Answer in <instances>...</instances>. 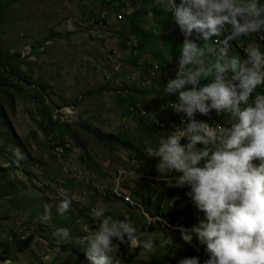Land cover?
Wrapping results in <instances>:
<instances>
[{
    "label": "rangeland",
    "instance_id": "obj_1",
    "mask_svg": "<svg viewBox=\"0 0 264 264\" xmlns=\"http://www.w3.org/2000/svg\"><path fill=\"white\" fill-rule=\"evenodd\" d=\"M1 13L0 48L22 58L14 64V85L0 84V123L6 124L3 132L0 128V264H92L86 245L62 243L53 233L66 228L73 240L90 235L99 223L93 216L98 209L113 219L127 218L156 238L154 252L142 248L131 263L113 247L116 264H177L194 256L192 248L201 246L195 237L186 244L174 226L198 223L192 219L198 210L186 189L156 182L158 158L147 156V148H155L160 136L174 128L160 126L164 120L158 97L168 102L159 74L163 50L158 48V56L150 49L154 56L143 59L138 45L144 39L138 33L165 37L174 22L172 12L155 0H17ZM169 33L179 34L176 44L184 36L179 27ZM134 37L137 43L129 44ZM252 38L230 40L229 54L245 60L239 44ZM38 47L37 53L23 57ZM178 50L175 45L173 51ZM172 74L174 79L176 71ZM135 103L148 111L145 117L130 112ZM56 110L59 123L50 119ZM223 115L228 122V114ZM93 131L131 141L144 158ZM134 195L159 210L135 204ZM61 196L73 199L63 215L56 211ZM173 197L177 199L168 209L163 200ZM44 203L52 209L47 223L40 222ZM167 211L180 213L170 217ZM149 216H155L150 225L157 226L147 225ZM26 239L19 250L17 241ZM164 239L169 243L161 248Z\"/></svg>",
    "mask_w": 264,
    "mask_h": 264
},
{
    "label": "clouds",
    "instance_id": "obj_2",
    "mask_svg": "<svg viewBox=\"0 0 264 264\" xmlns=\"http://www.w3.org/2000/svg\"><path fill=\"white\" fill-rule=\"evenodd\" d=\"M155 2L172 12L184 33L175 78L163 86L164 95H176L169 106L184 116L182 126L161 135L155 148H147V156L158 158L157 183L186 189L185 195L203 214L191 227L174 228L186 244L191 245L195 237L206 256L203 264H264V93L257 91L264 86V51L259 42L249 40L242 45L247 59L229 54L230 40L254 35L264 39V3ZM222 33L226 35L220 39ZM166 59L171 60V53H166ZM202 80L210 82L202 84ZM212 110L228 114L229 126L196 119V114L207 116ZM176 199L165 198L163 203L169 209ZM72 201L61 196L57 214L68 212ZM42 208L40 222L47 223L52 209L48 203ZM93 216L99 223L90 235L73 240L68 229L57 228L53 236L62 243L86 245L92 264H116L114 239L126 242L130 249L154 252L156 238L138 231L127 218L113 219L103 209L94 210ZM168 243L164 239L159 246ZM177 264L201 261L199 256H185Z\"/></svg>",
    "mask_w": 264,
    "mask_h": 264
},
{
    "label": "trees",
    "instance_id": "obj_3",
    "mask_svg": "<svg viewBox=\"0 0 264 264\" xmlns=\"http://www.w3.org/2000/svg\"><path fill=\"white\" fill-rule=\"evenodd\" d=\"M16 1L17 0H0V17L2 16L1 11L4 8V6L11 5V4L15 3ZM175 2L176 3H179V0H175ZM0 34H1V30H0ZM180 37H182L180 39L181 40L180 43L182 44V42L184 40V36L181 35ZM191 38L192 39H195V37H191ZM130 43L133 44L132 42H130ZM197 43L200 44L199 40H197ZM38 50H39V47L37 48V50L35 48H31V50H30V52L28 54L27 53H23V57L26 56V55H28V56L29 55H33V54L37 53ZM178 54L180 55L179 52H178ZM179 55L177 57L174 55V58L171 56V60H170L171 61V64L168 65V66L173 67V69L170 71L171 74H172L173 70L176 71V67L178 65ZM21 58H22L21 55H18V57L16 56V58H13V57L9 56L8 53L7 54L3 53L2 52V49L0 48V84L9 85V86L10 85H14L13 82H12V78H13V75L15 73V66H14V64H16V62L19 61ZM7 91L8 90H6L5 93H7ZM36 95H38V92L36 93ZM37 97L40 98L42 96H39L38 95ZM43 111L45 112V110H43ZM134 114H138V113H134ZM0 115H1V108H0ZM141 117H145V116H141ZM50 119H51L52 122H55V123H59V121H60V120H53L52 119V115H51ZM52 122H51V124H52ZM5 125L6 124L4 122H1L0 123V128H2L1 132H3V130L5 129ZM93 133H94V135L97 138H99L101 140L111 139L113 141H116V143H118V144L126 147L129 150H132V151L136 152L137 154L140 155V157L144 158V156H142V154L140 153L141 151L131 141H126V140L120 139L118 137L103 135V134L99 133L98 131H93ZM116 187H117V183H116V186L114 188H116ZM123 190H124V188H123ZM134 197L136 199H138V201H142L146 206H148V208H150V209H153L154 208L148 202L143 201V198L141 200H139V197H137L136 195H134ZM130 207H132V206H130ZM158 208H156V209H158ZM160 208H162V207H160ZM137 209H139V208H137ZM164 210H166V209H164ZM121 219H124V218H121ZM157 222L162 223L160 221H157ZM27 241H28L27 239L26 240H18L17 241V243H18V249L21 250L24 247V243H26ZM113 247L117 248V252L121 256V258L123 260H125L126 262H129V263L133 262L140 255L141 250H142V247L135 248V249L131 250L130 247H129V245L126 242H120V241L115 240V239L113 240ZM200 248H199L200 250L197 251V246H194L192 248V250H191L190 253L192 255H194V256H199L200 259H201L202 252H203V247H200ZM0 259L3 260L4 258H2L0 256ZM150 264H161V263L160 262L153 261Z\"/></svg>",
    "mask_w": 264,
    "mask_h": 264
},
{
    "label": "crops",
    "instance_id": "obj_4",
    "mask_svg": "<svg viewBox=\"0 0 264 264\" xmlns=\"http://www.w3.org/2000/svg\"><path fill=\"white\" fill-rule=\"evenodd\" d=\"M174 23H175V21L174 22L172 21V24L169 23L171 27L169 28L165 37H163L160 34L158 36H156L157 34H154V32L153 33H148V32L146 33L144 30H140L138 33V35L144 39L141 42V45H138L140 48L142 47V49L140 50V53H141V57L143 59L152 54L149 52L150 49H153V50L156 49L158 56H159V53L161 52V50H163L160 53V59H161V61H163V63H162L163 65L161 66V70H160L159 74H160V80H162L166 84H167V79H171L170 77L173 76L170 73V69H173V67H171V66L169 67V66L165 65V62H164V60L166 58V53H171V56L174 58V54H177V53H173V52H179V50L173 51L174 46L175 45L176 46L181 45L180 43L176 44V41H175L177 39V37L179 36V34H178V36H175L173 33H169V31L171 32L172 29H174V30H175V28L177 29L178 25H176V23L175 24ZM254 37H255V39H252V40H256L255 35H254ZM179 39H180V37H179ZM133 40L137 41V37L136 38L134 37ZM158 48H160V49L162 48V49L159 50ZM261 50L264 51V44H261ZM157 55L155 56V58H157ZM243 55H244V53H243ZM243 57L245 59H247V57H245V56H243ZM204 82H205V80H204ZM258 92L264 93V91H258ZM167 96L168 95H165V98H167V101L170 103L174 102L176 100V96L175 97L173 96L171 98H168ZM158 106H159L158 108L160 110L163 109L162 110V117H163L164 122L166 123V126L171 125V126H173V128L176 127L178 125V114L176 112H174V110L170 106L165 107V106H161L160 104H158ZM198 116H199L200 120H205L209 123H213V122H221V123L223 122L224 123L225 122L228 125L227 119L223 117L224 116L223 113L217 114L215 110H212L209 113V115H207V116L202 115L200 113H198Z\"/></svg>",
    "mask_w": 264,
    "mask_h": 264
},
{
    "label": "built area",
    "instance_id": "obj_5",
    "mask_svg": "<svg viewBox=\"0 0 264 264\" xmlns=\"http://www.w3.org/2000/svg\"><path fill=\"white\" fill-rule=\"evenodd\" d=\"M256 36V41L257 42H259L260 44H264V43H261V37L260 36H257V35H255ZM252 39H255V37L253 36V38ZM249 40H246V41H243L242 40V42H243V45L244 44H246L247 42H248ZM135 42H137L136 40H135ZM129 44H131V43H129ZM259 90H264V89H259ZM158 102H160L162 105H167V106H169L170 105V103H164L163 102V99H158ZM131 111V113H138L140 116H146L147 114H148V111L142 106V104L141 103H135V104H133V109L132 110H130ZM184 116V114L183 113H180L179 115H178V125H180V126H182L181 125V118ZM52 118H53V120H61V114L56 110V111H54V113L52 114ZM196 119H199V117H198V114H196ZM200 120V119H199ZM210 124H212V123H210ZM220 124H221V122H220ZM166 125V124H165ZM120 175H126V173H123V174H119V176ZM134 202H135V204H139L138 203V199H136L135 197H134ZM163 207V206H162ZM177 214H179V213H170V212H168V215L170 216V217H174L175 215H177ZM151 217H155V216H149V224H147L149 227H154V226H157V225H150V218Z\"/></svg>",
    "mask_w": 264,
    "mask_h": 264
},
{
    "label": "bare ground",
    "instance_id": "obj_6",
    "mask_svg": "<svg viewBox=\"0 0 264 264\" xmlns=\"http://www.w3.org/2000/svg\"><path fill=\"white\" fill-rule=\"evenodd\" d=\"M213 39H216L215 37L213 38ZM239 42V41H238ZM130 43V42H129ZM133 43V45L135 44V43H137V42H135V41H133L132 42ZM240 43V42H239ZM261 43H264V39H261ZM240 46H242L243 45V42L241 41V44H239ZM241 50V52H244V48H240ZM136 52V51H135ZM244 56L245 57H247V54L244 52ZM259 89H264V86H262V87H260V88H258L257 89V91H264V90H259ZM158 99H163V102L164 103H170V102H165V100H164V98L163 97H158ZM133 107V106H132ZM131 107V108H132ZM131 108H130V110H131ZM199 120V119H198ZM217 123H219L220 124V122H213L212 124L213 125H215V124H217ZM222 125H225V126H228L227 124H225V123H221ZM160 126L161 127H164V126H166L165 125V122H162L161 124H160ZM182 143H186L187 141H186V139H182V141H181ZM125 170V169H124ZM120 171V170H119ZM129 172V171H128ZM122 173V172H121ZM135 174H136V172H134ZM120 174V173H119ZM139 174V173H138ZM126 175H131V174H126ZM132 176V175H131ZM154 176V175H153ZM156 176V175H155ZM130 177V176H129ZM141 178V177H140ZM146 178H152V177H150V176H148V177H146ZM157 182V181H156ZM118 185V184H117ZM139 202H141V203H143L142 201H139ZM144 204V203H143ZM145 205V204H144ZM146 206V205H145ZM148 207V206H147ZM150 209V208H149ZM140 210V209H139ZM150 210H152V212H155V211H157V210H159V208L158 209H150ZM168 212V211H167ZM175 212H179V211H174L173 213H175ZM160 213H165L164 211L163 212H160ZM159 213V214H160ZM180 213V212H179ZM166 214V213H165ZM195 215H197V216H200L201 218H202V213H199L198 211H195L193 214H192V219L194 220V221H198V219H195ZM144 216V215H143ZM180 221L182 222V220L180 219ZM184 223V222H183ZM188 223V222H187ZM186 224V223H185ZM190 226H192V225H194V224H190V223H188ZM197 224V223H196ZM187 225V224H186ZM188 226V225H187ZM190 226H188V227H190ZM175 232V231H174ZM178 233H180V232H178ZM202 258H203V260H201V264L203 263V261H204V259H206V256H205V253H204V251L202 252Z\"/></svg>",
    "mask_w": 264,
    "mask_h": 264
}]
</instances>
